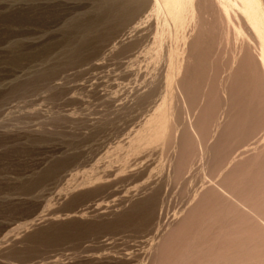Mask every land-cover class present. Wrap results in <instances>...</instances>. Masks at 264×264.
<instances>
[{
  "label": "rangeland",
  "instance_id": "rangeland-1",
  "mask_svg": "<svg viewBox=\"0 0 264 264\" xmlns=\"http://www.w3.org/2000/svg\"><path fill=\"white\" fill-rule=\"evenodd\" d=\"M211 1L179 39L173 4L0 0V264H264L261 44Z\"/></svg>",
  "mask_w": 264,
  "mask_h": 264
},
{
  "label": "bare ground",
  "instance_id": "bare-ground-1",
  "mask_svg": "<svg viewBox=\"0 0 264 264\" xmlns=\"http://www.w3.org/2000/svg\"><path fill=\"white\" fill-rule=\"evenodd\" d=\"M127 1H134L135 3L137 2L136 3L137 6L134 9L133 13H130V14L135 15V17L138 16V14L139 15L149 14V15H156V16L160 15V16H162V13L164 11V9H163L164 6H166L167 4L176 5L177 10L174 11V13L172 14V17L169 20V23H171L172 25H174L176 28L179 29L177 32V37L179 39H181L185 36L191 35V33L193 32V29H192L193 28V26H192L193 21H190L186 15L187 10L189 9V8L186 9V6H185V1H187V0H127ZM212 1L216 2L217 7H218V11L226 14L228 18H230V15L232 13H236V12L239 13L242 16V18L245 20L248 27H250L251 30L255 33V35L257 36V38L259 39L260 44H261V54H260V64L259 65H261L262 72L264 73V0H212ZM189 11H190V9H189ZM175 35H176V33H175ZM179 39H178V41H179ZM172 41L174 42V40H172ZM196 46H198V45L196 44ZM176 47H177V45H176ZM156 48L164 49L165 48V42L159 43L156 46ZM171 49H172V47H171ZM185 52H183V53H185ZM176 53L177 52H175V54ZM180 53L182 55L181 50H180ZM181 55H180V57H181ZM177 57H179V56H177ZM190 59H191V57L187 56V54H186V57L184 58V60H190ZM199 71H197L196 73L200 74ZM177 74H179V72ZM177 78L179 79V77H177ZM179 82L180 81H178L177 87H176L178 89V92L181 91L184 87V85H183L184 83L183 82L179 83ZM183 100H184V98H183ZM245 260H247V259H245ZM217 264H231V262H228V260H226V261H224V263H222V261H221V263H217ZM238 264H251V262L248 263V262L242 260Z\"/></svg>",
  "mask_w": 264,
  "mask_h": 264
}]
</instances>
